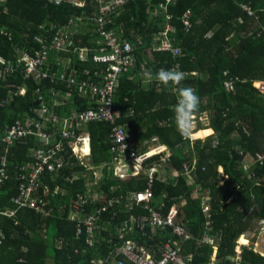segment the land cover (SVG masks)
<instances>
[{
	"label": "trees",
	"instance_id": "16d2710c",
	"mask_svg": "<svg viewBox=\"0 0 264 264\" xmlns=\"http://www.w3.org/2000/svg\"><path fill=\"white\" fill-rule=\"evenodd\" d=\"M81 1L83 5L78 6L67 0L61 3L56 0H0V66L16 61V49L37 59L41 44L36 37L50 45L57 35L67 30L77 46L95 48L97 44L86 39L88 34L83 36L78 29L86 26L96 35V26L89 23L88 17L99 15V3L97 0ZM161 1H126L118 15L104 16L105 21L112 17L110 27L124 23L121 31L126 41L142 40L139 46L132 45L136 66L121 75L113 94L112 109L117 112L114 121L126 128L128 139L135 142L132 143L136 147H166L164 152L150 157L145 162L146 169L139 174L120 179L110 175L108 167L104 166L96 187L86 186L84 179L69 184L62 173L59 176L47 174L42 192L48 200L45 206L48 214L16 204L17 170L22 164L36 161L40 141L39 136L27 134L10 143L3 139L6 128L16 121L24 124V119H16L38 106L37 87L44 91L45 100L47 97L53 100L50 103L56 98L61 100L57 112L62 116L94 108L81 92L89 91L82 85L89 80L84 70L90 72L93 81L92 73L98 67L90 60L81 62L76 53L54 49L38 67L39 72L47 74L46 81L24 79L17 71L0 84V234L4 236H0V264H98L100 259H103L102 264H108L109 253L122 244L119 240L121 226L132 216L149 212L144 203L134 204L129 211L117 205L102 212L98 228L93 231L95 241L90 246L85 228L82 227L77 236L76 222L69 218L77 193L84 197L85 193L90 194L79 214V220H83L99 208L93 195L105 199L124 196L126 200L130 194L151 188V205L161 208L164 214L175 205L179 211L176 223L185 225L191 239L183 240L171 229L158 232L151 240L142 238L134 230L126 239L147 244L156 255L163 243L177 240L184 253L192 254L191 264H208L212 260L213 248L200 243L206 233L200 210L202 194L211 198L212 225L208 234L215 237L217 244L214 264H235L231 257L237 255L240 237L244 235L254 243L257 236L254 228L257 227L259 233L264 230V96L253 86L254 80L264 79V0H176L165 11L159 8ZM248 3L255 17L243 9V4ZM186 14L192 24L190 28L183 22ZM168 15L172 17L174 40L181 49L177 59L171 51L156 50L159 33L165 31L169 23ZM145 40L149 44L144 48ZM143 63L153 78L147 89L140 81L128 78L133 70L136 73L141 70ZM173 67L186 74L184 84L192 86L200 98L193 120L199 123V114L206 111L207 127L214 131L212 136L193 138L192 132L198 127L190 136L178 131L175 118L178 88L171 84L164 86L155 80V73L161 68ZM224 72H229V77L235 81V92L224 88L223 83L228 79ZM75 74L77 82L71 83ZM22 89L24 92L20 93ZM8 99L11 101L7 104ZM112 125L105 119L86 124L90 135L89 164L97 167L109 161ZM210 132L211 129L201 130L195 136ZM145 138H152L151 143H145ZM12 144L7 159L2 154H6L5 145ZM166 154L169 157L163 160ZM3 158L11 164V170L7 168L10 177L1 173ZM153 164L158 165L160 171L150 186L147 168ZM173 171L177 172L176 177L167 181L164 175ZM57 188L60 191L56 193ZM240 242L247 244L248 240L242 237ZM239 257L241 264H264V257L250 247H243Z\"/></svg>",
	"mask_w": 264,
	"mask_h": 264
},
{
	"label": "built area",
	"instance_id": "2783aa9c",
	"mask_svg": "<svg viewBox=\"0 0 264 264\" xmlns=\"http://www.w3.org/2000/svg\"><path fill=\"white\" fill-rule=\"evenodd\" d=\"M63 0H56V3H61ZM74 5H83L81 0H67ZM130 0H97L99 3V15H90L88 21L90 24L96 26V40L94 41L97 46L95 48H87L77 46L72 37V33L62 31L57 35L50 45H45L44 40L36 37V41L41 44L40 54L37 59L30 58L24 52L16 49V61L8 62L4 66H0V78L2 81L9 80L17 71L23 75L24 79H33L34 81H46L47 74L38 71V67L47 58L50 50L56 49L58 52L76 53L77 58L86 63L89 60L98 67L92 73L94 80L91 81V75L88 70H84V74L89 76L88 82H82L86 85L92 96L95 97V107L79 112L73 116H62L58 114L56 108L60 106V99L52 104L44 99V91L37 87L35 93L37 97L35 100L38 102L36 109L29 112L28 115L22 117L24 124L16 121L9 125L3 139L10 143L16 139L21 138L27 134H35L39 136L40 145L36 151V161L20 165L17 170L18 181L16 187L18 188V195L14 198V202L21 207H34L37 210L49 213L45 210L48 204L45 192H42L44 186V176L47 174H54L62 176L68 181L69 184H74L78 179H84L86 186L97 185L98 174H102V168L108 167V173L114 177L125 179L130 176L139 174L145 168V162L152 156L162 153L166 150L165 146L157 145L148 149L137 148L130 142L129 134L126 128L121 124H116L114 119L117 114L113 111V94L119 86V78L124 73H127L132 67L136 66V57L133 53L132 44L123 38L120 23L116 27H110L111 20L105 21L104 16L109 13L118 15V10ZM176 0H162L159 4L161 10H167L170 3ZM243 9L249 16L255 17V12L249 5L243 4ZM189 15V12L187 13ZM185 15L183 22L187 28L191 27V22L188 15ZM171 16L168 15L169 20L166 30L159 33L157 38V51L165 52L171 51L174 56L181 54V49L176 47L171 38L174 28L170 23ZM108 25L106 28L105 26ZM171 32V33H170ZM264 32V28H262ZM170 33V35H169ZM228 77L224 81L223 86L229 92H235V81L229 77V72H224ZM71 83L77 82V74L70 79ZM255 88L264 96V81L254 83ZM23 93L24 90H20ZM16 94V93H15ZM11 99L7 100V104ZM110 120L111 127V140L110 146V159L107 163L98 165L97 167L89 164L86 159L85 147L90 143V137L86 132V124L92 120ZM19 120V119H18ZM197 127V123L193 120L192 130ZM194 138V131L191 135ZM169 155H164L163 160L167 159ZM264 159V155L262 156ZM4 159V158H3ZM8 166V167H7ZM11 164H8L6 159L3 160L1 173L10 177L8 170H11ZM82 167V168H80ZM150 176V186L155 181V174L160 171V167L156 164L147 168ZM88 175H92V181H87ZM86 197L80 193L75 195L72 203V208L69 218L76 222L77 232L79 236L82 232V227L85 228L88 236H86L87 243L92 246L95 237L93 231L98 228V222L102 212L115 208V206H123L127 211L136 205L144 203V208L149 212L147 214H137L132 216L130 220L121 226L119 229V240L122 244L116 249L112 250L108 257V264H191L192 254L183 252L182 245L179 241H169L159 246L156 255L147 248V244L139 243L133 239H126V236L133 234L134 230L139 232L142 238L153 239L158 232L171 229L173 234L183 238V240L191 239L185 225L177 224L176 220L179 214L178 208L174 205L169 211L164 214L161 208H154L151 205L153 198V191L149 188L146 191L135 192L130 194L131 197L105 199V197H98L93 195L94 201L99 205L95 209L96 213L86 216L83 220H79V214L83 211L88 199L89 192L85 193ZM200 210L204 219V229L206 233L201 237L200 243L209 245L214 250H217L215 237L208 234L212 225L211 214V198L208 194L200 195ZM3 238V234H0ZM242 237H245L244 235ZM241 237V238H242ZM240 238V239H241ZM248 240L247 244H242L240 239L236 247L237 255L235 257V264H241L240 255L243 247L253 248L256 253L264 257V230L260 231L256 241L253 243ZM0 243L1 239H0ZM63 243V241H62ZM216 254V251H215ZM214 254V255H215ZM211 261L208 264H214V257L211 256ZM103 259L98 260V264H102Z\"/></svg>",
	"mask_w": 264,
	"mask_h": 264
},
{
	"label": "crops",
	"instance_id": "0c3cea01",
	"mask_svg": "<svg viewBox=\"0 0 264 264\" xmlns=\"http://www.w3.org/2000/svg\"><path fill=\"white\" fill-rule=\"evenodd\" d=\"M247 5H249L250 6V8L253 10V8H252V5L250 4V3H248ZM254 11V10H253ZM255 12V11H254ZM256 16V15H255ZM122 24H123V26H125L124 25V23L122 22ZM262 28H264V26H262ZM77 30V29H76ZM78 32H80L81 33V35H83V36H85V34H88V38H86V39H89L90 40V42H94L95 40H96V35H94V34H92V31L91 30H89L86 26H82V27H80L79 29H78ZM91 32V33H90ZM171 38H172V42H173V44L176 46V47H178L177 45H176V42H175V40H174V37H173V33H171ZM133 41H136V42H139V45L140 44H142V40L140 39V38H137V39H135V38H133L132 39ZM155 42H156V40H155V38H154V44H153V46H154V48H155ZM132 44V43H131ZM148 42H147V40H145V43L143 44V47L145 48V47H147L148 46ZM133 45V44H132ZM153 48V49H154ZM179 48V47H178ZM15 49H16V47H15ZM15 49H14V51H15ZM174 56V55H173ZM179 56H181V54L179 55ZM14 58H15V56H13ZM174 57H176V59L178 58V56H174ZM148 71L146 70V68H145V64L143 63V65H142V67H141V70H139V71H137V73H136V71L135 70H133L130 74H129V76H128V78L130 79V80H135V81H137V82H141V84H142V86L145 88V89H147L148 87H149V84H151V82H152V75L151 76H149L148 74ZM194 75L196 74L195 72L193 73ZM224 74V73H223ZM224 76H226V75H224ZM235 78V77H234ZM236 79H238V80H240L239 78H236ZM258 81H264V79H256V80H254L253 81V86H254V83H256V82H258ZM0 84H3V82H2V80H1V78H0ZM81 94H85V96H83V97H85V99L87 100V102L91 105V106H95L96 104H95V98H94V96H92V94L91 93H89V91H82L81 92ZM66 98H68V97H66ZM47 101L50 103V102H52L53 100L52 99H50V97H47ZM66 102V101H65ZM204 104H207V100H205L204 101ZM34 109H36V108H34ZM56 110H57V108H56ZM131 112V110L128 112V113H130ZM29 114V113H28ZM27 114V115H28ZM24 116H26V115H24ZM23 116V117H24ZM195 116V115H194ZM22 118V117H21ZM21 118H18V119H21ZM195 119H196V116L194 117ZM18 119H16V120H18ZM208 122H209V119H208V114H207V112L206 111H203V113H200L199 114V123H197L198 125H197V127H198V129L194 132V136H195V134L198 132V131H201V130H206V129H211V132L210 133H208V134H206V135H204V136H195L194 138L196 139V138H201V139H204V138H206L207 136H212L213 134H214V131H213V129L211 128V127H207V125H208ZM85 130H86V132L88 133V135H89V132L87 131V128H85ZM89 137H90V135H89ZM153 138V137H152ZM152 138H148V139H146L145 138V143H151L150 141L152 140ZM130 142H133L132 140L130 141ZM16 143H18V142H15L14 144H16ZM133 143H135V142H133ZM14 144H12V145H9V146H7V145H5V151H6V154H2V155H4L3 157H5V158H9L8 157V154H9V152H10V150H11V148H12V146L14 145ZM137 148H140V149H142V148H144L143 147V145H140V146H137ZM152 147H150V149H151ZM149 149V148H148ZM86 153H87V155H86V159H88L89 160V158H88V155L90 154V143H89V145H88V150L86 151ZM218 170H219V172H222V167L221 166H219L218 167ZM98 175H102V174H98ZM176 175H177V172H175V171H173V172H171V174L170 175H168V173L167 174H165L164 175V177H166L167 178V181H169V180H173V178H175L176 177ZM224 178H226V176H224ZM87 181H92V177H90V175H88V177H87ZM222 183V180H220V184ZM87 184V183H86ZM85 184V185H86ZM58 191H60L58 188L56 189V193L58 192ZM245 238V237H244ZM246 239V238H245ZM247 240V239H246Z\"/></svg>",
	"mask_w": 264,
	"mask_h": 264
},
{
	"label": "clouds",
	"instance_id": "9594fccd",
	"mask_svg": "<svg viewBox=\"0 0 264 264\" xmlns=\"http://www.w3.org/2000/svg\"><path fill=\"white\" fill-rule=\"evenodd\" d=\"M147 74L149 76L152 75L150 70ZM185 79L186 74L178 67L169 69L161 68L155 73V80L160 84L164 86L171 84L178 88L179 99L177 100L175 108L177 129L181 135L190 136L192 131L193 116L198 112L200 98L192 86L184 84Z\"/></svg>",
	"mask_w": 264,
	"mask_h": 264
},
{
	"label": "rangeland",
	"instance_id": "374dc122",
	"mask_svg": "<svg viewBox=\"0 0 264 264\" xmlns=\"http://www.w3.org/2000/svg\"><path fill=\"white\" fill-rule=\"evenodd\" d=\"M97 185H98V184H97ZM97 185H96V186H97ZM96 186H95V187H96ZM93 194H96V193H93ZM96 195H97V194H96ZM254 229H255L254 232L256 233V235H257L256 238H257V237H258V233H259V229H257V227H255ZM215 251H216V250H214V254H215ZM214 254H212V257L215 258V255H214Z\"/></svg>",
	"mask_w": 264,
	"mask_h": 264
},
{
	"label": "water",
	"instance_id": "95a60500",
	"mask_svg": "<svg viewBox=\"0 0 264 264\" xmlns=\"http://www.w3.org/2000/svg\"><path fill=\"white\" fill-rule=\"evenodd\" d=\"M130 42L135 45V46H139V42H136V41H133V40H130ZM232 259H234V257H231Z\"/></svg>",
	"mask_w": 264,
	"mask_h": 264
}]
</instances>
